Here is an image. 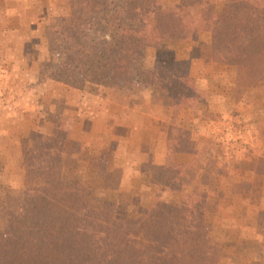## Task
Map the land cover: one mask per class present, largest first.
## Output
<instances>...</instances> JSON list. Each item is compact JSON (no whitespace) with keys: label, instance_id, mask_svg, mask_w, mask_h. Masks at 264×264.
Masks as SVG:
<instances>
[{"label":"trees","instance_id":"16d2710c","mask_svg":"<svg viewBox=\"0 0 264 264\" xmlns=\"http://www.w3.org/2000/svg\"><path fill=\"white\" fill-rule=\"evenodd\" d=\"M68 1V15L43 31L47 78L74 88L93 83L167 95L165 160L153 168L160 190L181 193L180 203L156 199L116 218L114 202L97 210L81 187L67 190L62 147L73 118L65 117L44 134L30 133L36 145L23 161V191L0 202V264H220L222 245L210 235L212 204L198 179L200 155L175 122L182 109L198 107L203 91L192 86L186 59L154 67L135 61L165 39L186 43L206 32L215 60L234 66L237 86L264 93V0H181L171 7L161 0Z\"/></svg>","mask_w":264,"mask_h":264},{"label":"rangeland","instance_id":"374dc122","mask_svg":"<svg viewBox=\"0 0 264 264\" xmlns=\"http://www.w3.org/2000/svg\"><path fill=\"white\" fill-rule=\"evenodd\" d=\"M26 1L21 2L25 10L21 11L20 21L32 24L30 28L22 27L21 32L28 33V41L32 42L18 43L4 33L6 27L0 30V202L23 191V161L36 145L30 133L44 134L55 122L71 117L73 139L67 138L62 147V175L67 190L81 187L88 205L97 210L106 201L114 202L116 218L136 215L156 199L179 204L181 193L160 190L159 177L153 168L164 163L165 153L162 163H152L149 159L138 164L141 145L153 146L138 113L129 121L112 105L104 106L102 101L91 99L88 103L91 110L104 108L94 119L78 121L76 125V113L80 110L73 103L77 97L70 95V86L47 79L50 55L43 35L48 23L68 15L69 1ZM161 1L171 7L181 0ZM0 18L5 15L0 13ZM164 41L159 47L144 49L135 62L137 66L154 67L166 61L186 59L192 86L203 91L198 107L182 109L175 122L189 131L200 155L202 170L198 179L212 204L210 235L222 245L220 264H264V93L252 90L254 86L245 90L237 86L236 81H240L234 66L213 57L208 33L203 32L198 40L186 43L176 39ZM21 50L30 60L19 63L20 67L39 69L33 82L23 81L18 70L12 72L16 66L8 59ZM34 86L43 88L34 90L26 109L24 99ZM106 88L108 93L103 96L113 100L126 97L130 104L138 105L146 99L156 102L155 110L168 121L163 128L160 126L166 134L172 120L167 95L148 88L131 93ZM110 111L120 115L114 118L120 124L117 128L122 130L111 129V119L107 116ZM125 121L129 126L133 122L138 124L128 132L130 137L123 132ZM164 146L166 151V141ZM187 158L190 157H181Z\"/></svg>","mask_w":264,"mask_h":264},{"label":"crops","instance_id":"0c3cea01","mask_svg":"<svg viewBox=\"0 0 264 264\" xmlns=\"http://www.w3.org/2000/svg\"><path fill=\"white\" fill-rule=\"evenodd\" d=\"M25 4L27 1L26 0H0V13H3L5 15V18H0V30L4 29L5 27L7 30H4V33L6 32L9 37L15 38L18 43L21 44H27L31 43L32 41H28L30 36L28 33L24 34V32H21V28L26 27L30 28L31 22L28 23H23L20 21V16H21V11H24L25 8L21 6V2ZM27 8H26V13H27ZM27 25V26H25ZM37 31V30H35ZM9 41V39H7ZM165 41H163L164 43ZM207 50V49H206ZM26 56L22 50L18 53H14V55L8 59V61H11L13 63L14 69L13 71H19L21 72V77H23V81H30L33 82L35 80V75L38 73L39 69H27V68H22V65L20 67L19 63L22 64V62H25V64L30 60V57ZM17 71V72H18ZM4 71H2L3 73ZM12 74V73H11ZM34 77V78H33ZM48 79V78H47ZM53 82V80H51ZM55 82V81H54ZM20 84V81L19 83ZM43 87H37L34 86V89H30L29 93L27 94L26 99H24V102L26 104V109L30 105V99H28L31 95L34 94V90L38 91L41 90ZM108 88L98 85V84H93V83H87L85 84L81 89L78 88H73L70 87V95L76 96V100L74 101L73 104H76L78 106V110H80L78 113H76V125L77 122H81L82 120L89 121L90 118L93 117V119L100 114L101 110H98L94 112L93 110L88 107V103L91 99H94L95 102H98L99 100L102 101L104 106H109L112 105V108H116L117 110L123 112L121 117H126L129 121L131 120V117L133 114L136 112L138 113V117L141 121V123L145 126V129L143 131L146 134V137L151 138L153 140V146L152 148H149L147 145H141L142 148L139 149V153L142 155L141 159L138 161V164L140 165L143 162H146L147 160L150 159L152 163H162L163 158H164V151H165V146H164V141L166 138V134L164 133L163 130H160V126L162 128L167 125V120L160 117V114L157 113L155 108L157 107L156 102H151L149 99H146L145 101H142L140 105L138 104H130L127 100L126 97L124 99H121L119 101L113 100L108 98L107 96H103L104 93H108ZM110 90V89H109ZM94 91L97 94H91V92ZM24 98V97H23ZM9 107L4 106V108ZM7 111V110H6ZM7 113V112H6ZM27 113V112H26ZM30 114V112H29ZM86 116V117H85ZM111 121V129H117V130H122V128H117V120L114 118L115 116H120L117 113L110 111L107 115ZM130 118V119H129ZM99 119V118H98ZM99 121L102 123V119H99ZM84 122V121H82ZM116 123V126L114 128V125ZM134 123V122H133ZM132 123V124H133ZM131 124V125H132ZM129 126L128 122L125 121L123 131L126 135L130 137V133L133 129H136L138 124H133L134 126ZM68 138H72V132ZM156 138L158 141H156ZM154 144L156 147L154 148Z\"/></svg>","mask_w":264,"mask_h":264}]
</instances>
